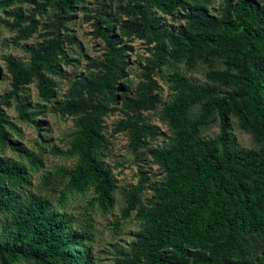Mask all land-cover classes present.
<instances>
[{"label":"rangeland","instance_id":"1","mask_svg":"<svg viewBox=\"0 0 264 264\" xmlns=\"http://www.w3.org/2000/svg\"><path fill=\"white\" fill-rule=\"evenodd\" d=\"M203 1L206 6L201 4ZM42 2L0 0V106L9 121L10 140L31 153L20 155L0 138V160L22 161L31 179L28 186L13 180L5 187L14 192L18 201L27 200L28 194L51 200L74 217L77 227L90 230L92 264H115L126 256L135 259L133 245L145 233L139 208L151 207L157 189L166 185V173L157 154L173 148L181 133L166 110L179 95L174 75L182 74L198 85L214 86L222 94L237 91L231 77L237 73L235 61L239 55L224 46L207 45L180 61L170 59L178 46V35L222 31L225 0H183L171 13L156 8L128 13L126 6L130 0H76L73 8L65 10L42 7ZM253 2L264 13V0ZM131 4L136 6L137 2ZM201 13L208 18H202ZM145 20L158 28L165 39L169 60L160 67L155 64L156 39L144 29ZM96 24L108 30L109 41L116 50L111 87L93 98L94 103L108 108L102 116L105 143L99 149V158L111 171L115 184V202L108 212L94 201L93 188L85 193L72 192L57 172L73 163L66 152L79 130L76 119L89 112L83 103L89 100L90 85L106 70L109 45L96 31ZM51 42L55 43V51L49 63L43 64L28 83L14 92L12 63H27L34 49ZM50 66L56 69L52 71ZM146 93L156 95L154 105L138 110L134 101ZM204 103L205 100L192 105L185 118L199 119ZM26 104L30 111L38 113L34 121L23 118L19 112L18 106ZM124 120L131 124L124 126ZM230 121L236 144L264 156V133L252 126L246 102L239 100L230 109ZM137 122L141 128L135 127ZM208 123L210 126L201 129L198 138L214 137L220 132L215 114L208 117ZM135 138L141 141L136 149L131 146ZM139 184L143 187L139 204L130 209L128 194ZM63 193L66 198L61 204ZM243 249L245 256L232 253L230 257L248 264H264V234L248 235ZM216 256H221V252ZM136 263L147 264L144 258Z\"/></svg>","mask_w":264,"mask_h":264},{"label":"trees","instance_id":"2","mask_svg":"<svg viewBox=\"0 0 264 264\" xmlns=\"http://www.w3.org/2000/svg\"><path fill=\"white\" fill-rule=\"evenodd\" d=\"M75 1L43 0L40 5L65 10L73 8ZM182 1L130 0L126 11L142 13L144 9L156 8L171 13ZM132 2L137 5L133 6ZM201 4L206 6L205 1ZM225 4L220 33L180 34L178 46L170 56L180 61L188 53L196 54L207 45L226 47L239 55L235 61L237 73L231 77L237 91L222 94L214 86L198 85L182 74L174 75L179 95L166 110L181 133L173 148L157 154L166 173V185L157 189L151 207L139 208V215L145 221V233L133 245L135 259L144 258L147 264H248L245 260L231 258L230 254L245 256L243 245L247 243V236L264 234V156L236 144L230 121V109L242 100L250 108L252 126L264 133V13L253 0H225ZM200 16L208 18L204 13ZM143 24L156 39L155 64L160 67L169 60L165 39L152 23L145 20ZM95 29L108 41L106 70L90 85L89 100L83 103L89 112L76 119L79 130L66 152L73 163L57 172L63 175L72 192L85 193L93 188L94 201L108 212L115 202V184L111 171L99 158V149L105 143L101 132L102 116L108 108L94 103L93 98L111 87L116 50L111 46L108 30L98 24ZM54 51L55 43L51 42L34 49L27 63H12L14 92L28 83L43 64L49 63ZM155 100V94L146 93L134 102L136 108L142 110L153 107ZM203 100V115L187 120L186 111ZM18 109L29 121H34L38 114L30 111L28 104L19 105ZM212 114L219 119L220 132L214 137L198 138L199 131L210 126L208 117ZM130 124V120L123 121L124 126ZM7 125L9 121L0 106L3 144L9 142L20 155H31L18 142L10 140ZM135 127L141 128L138 122ZM140 145L139 138L131 142L134 149ZM57 151L63 153L60 149ZM13 180L31 185L28 167L15 159L0 160V264L23 261L92 264L91 231L77 227L74 217L47 198L28 194L27 200L18 201L14 192L5 187ZM142 189L139 184L129 192L128 208L134 209L139 204ZM65 198L63 193L61 204ZM208 250H211L210 255ZM218 252H221L219 257L216 256ZM135 259L126 256L115 264H137Z\"/></svg>","mask_w":264,"mask_h":264}]
</instances>
